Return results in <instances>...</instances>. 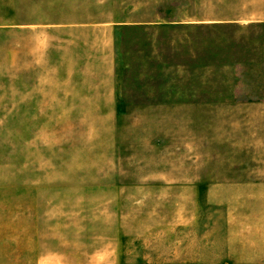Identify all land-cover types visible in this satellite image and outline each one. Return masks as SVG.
Here are the masks:
<instances>
[{"label":"rangeland","instance_id":"obj_1","mask_svg":"<svg viewBox=\"0 0 264 264\" xmlns=\"http://www.w3.org/2000/svg\"><path fill=\"white\" fill-rule=\"evenodd\" d=\"M0 264H264V0H0Z\"/></svg>","mask_w":264,"mask_h":264},{"label":"crops","instance_id":"obj_2","mask_svg":"<svg viewBox=\"0 0 264 264\" xmlns=\"http://www.w3.org/2000/svg\"><path fill=\"white\" fill-rule=\"evenodd\" d=\"M230 100V98H229ZM248 101V100H247ZM220 101L215 102L214 107H213V112L215 113V115L213 116V118H219L220 117ZM239 104H246V100H242L241 102H239ZM228 114L230 113V109H228ZM213 113V114H214ZM245 114V113H244ZM246 115V114H245Z\"/></svg>","mask_w":264,"mask_h":264}]
</instances>
